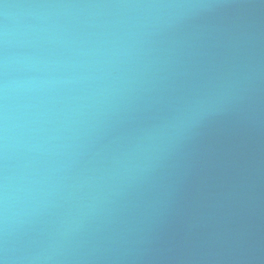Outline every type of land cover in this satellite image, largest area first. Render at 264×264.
Returning a JSON list of instances; mask_svg holds the SVG:
<instances>
[{
	"label": "water",
	"instance_id": "95a60500",
	"mask_svg": "<svg viewBox=\"0 0 264 264\" xmlns=\"http://www.w3.org/2000/svg\"><path fill=\"white\" fill-rule=\"evenodd\" d=\"M0 264H264V0H0Z\"/></svg>",
	"mask_w": 264,
	"mask_h": 264
}]
</instances>
